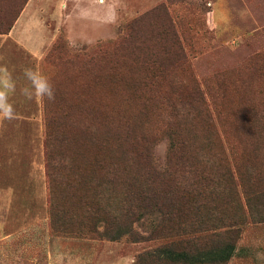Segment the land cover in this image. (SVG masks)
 Instances as JSON below:
<instances>
[{
	"label": "trees",
	"instance_id": "obj_1",
	"mask_svg": "<svg viewBox=\"0 0 264 264\" xmlns=\"http://www.w3.org/2000/svg\"><path fill=\"white\" fill-rule=\"evenodd\" d=\"M28 1L0 0V34L11 31ZM179 1L169 0V5ZM156 10L163 17L157 28L170 38V49L160 51L164 56L153 51L146 61L140 60L148 68L146 75L140 68L129 69L127 60L110 72L111 62H107L112 52L127 50L129 42L141 36L142 19L126 24L114 43L73 54V62L82 65L91 84L84 85L83 104L69 111L65 103H59L60 109L47 122V170L55 197L51 214H74L72 222L80 214L73 228L76 232L106 234L113 241L124 236L135 243L167 241L139 253L134 264H228L240 237L241 215L246 209L253 215L264 213V140L258 136L264 132V122L249 117L239 125L247 131L249 142H257L252 148H239L243 144L234 142L237 154L233 160L209 150H217L220 142L209 116L210 136L195 138L198 141L191 142L190 148L177 118L189 117L191 131L200 123L205 128V119L197 123L200 114L194 115L200 110L208 114L202 90L196 87L185 96L190 107L181 106L182 115L170 101H159L156 107L151 104L155 97L167 95L164 84L168 81L179 87L175 78L161 73L178 69L185 59L167 6ZM162 110L168 120H163ZM154 112L160 123L150 121ZM239 126L236 119L231 124L235 131ZM157 128L169 141L165 166L155 154ZM74 133L82 136L73 137ZM72 144L76 145L75 157ZM136 224L140 228L148 224L146 234L136 230Z\"/></svg>",
	"mask_w": 264,
	"mask_h": 264
},
{
	"label": "rangeland",
	"instance_id": "obj_2",
	"mask_svg": "<svg viewBox=\"0 0 264 264\" xmlns=\"http://www.w3.org/2000/svg\"><path fill=\"white\" fill-rule=\"evenodd\" d=\"M37 1L52 43L35 68L53 83L55 100L36 98L29 106L15 107L16 113L29 116L28 121L0 123V226L3 228L0 229V264H45V259L46 264L50 261L51 264H134L139 253L167 241L135 243L128 236L113 241L106 234L76 232L73 228L78 225L80 214L75 215L73 222L74 214H51L55 197L50 191L47 170V122L60 109L59 103H65L63 107L69 111L83 104L84 85L91 84L87 83L89 79L82 65L73 62L72 56L87 48L114 43L126 24L142 19L141 36L136 35L127 50L112 52L107 62H111L110 72L116 66L123 67L127 60L129 69L140 68L146 75L148 68L140 60L146 61V55L153 51L164 56L160 51L170 47V38L161 35L157 28L163 17L156 9L165 4L175 22L185 59L178 69L161 73L170 80L175 78L179 87L168 81L164 84L167 95L155 97L151 104L156 107L159 101H170L179 107L177 114L182 115L185 112L180 107H190L185 96L199 87L208 114L200 110L194 115L200 114L195 119L197 123L205 119V128L199 122V130L191 131V120L181 116L177 119L183 123V137L191 148V142L198 141L195 138L210 136L206 126L209 116L214 120L220 142L217 150L208 149L233 160L237 154L234 142L243 144L239 148H252L257 142L255 139L249 142L247 131L239 125L249 117L264 122V0H182L173 5H169V0H45V4L44 0ZM96 6L102 9L97 10ZM109 8L115 10V19L110 15V21H104L102 17L112 13ZM72 15L79 19L73 17L67 21ZM159 113L164 121L170 118L165 110ZM235 119L239 126L236 131L231 128ZM155 120L159 122L156 112L150 118L153 124ZM154 134L159 141L155 154L159 164L165 166L169 141L161 137V128L154 129ZM258 136L264 140V132ZM71 151L75 157V144ZM263 214L256 211L253 215L246 209L241 215L240 237L228 264H264ZM147 225L140 228L136 224L135 229L146 234ZM100 230L104 229L100 227ZM44 250H50V258Z\"/></svg>",
	"mask_w": 264,
	"mask_h": 264
},
{
	"label": "crops",
	"instance_id": "obj_3",
	"mask_svg": "<svg viewBox=\"0 0 264 264\" xmlns=\"http://www.w3.org/2000/svg\"><path fill=\"white\" fill-rule=\"evenodd\" d=\"M48 1L49 0H47V2ZM43 3L45 4V0ZM37 5V0H29L11 31L7 34H0V65H7L17 82V91L14 94H10V100L15 107L19 108L25 105L29 106L31 104L30 102L36 101V99L27 101L20 94V88L26 83L23 78V70L26 67L36 69V63L45 56L46 51L52 43V35L47 29L42 9ZM96 7L97 10L102 9V6ZM108 11H112V13L103 16L102 20L110 21V15L111 19H115V10L109 8ZM73 17H75L76 21L79 19L76 18L75 15H72L69 16L67 21H70V18L72 19ZM28 120V115L17 112L16 119L12 121L21 122ZM3 121L4 120H0V123ZM1 228L0 226V229ZM9 235L4 236L9 237ZM44 251L45 255H48L50 258L52 255V253L50 254V250ZM55 254L57 253H54V255ZM46 260L47 259H45V264L47 263ZM49 263L51 264V261Z\"/></svg>",
	"mask_w": 264,
	"mask_h": 264
},
{
	"label": "clouds",
	"instance_id": "obj_4",
	"mask_svg": "<svg viewBox=\"0 0 264 264\" xmlns=\"http://www.w3.org/2000/svg\"><path fill=\"white\" fill-rule=\"evenodd\" d=\"M23 78L26 81L20 88V94L27 100L36 98L55 100V88L50 79L40 71L26 67L23 70ZM17 91V82L7 65H0V120L12 121L17 113L14 104L10 100V94Z\"/></svg>",
	"mask_w": 264,
	"mask_h": 264
}]
</instances>
